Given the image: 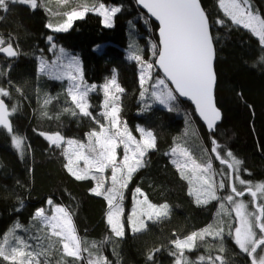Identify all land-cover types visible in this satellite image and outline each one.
Instances as JSON below:
<instances>
[{
  "label": "trees",
  "instance_id": "trees-1",
  "mask_svg": "<svg viewBox=\"0 0 264 264\" xmlns=\"http://www.w3.org/2000/svg\"><path fill=\"white\" fill-rule=\"evenodd\" d=\"M79 2L69 0L64 5L58 0H48L45 7L36 10L22 4H9L7 12L0 11V17H3L0 19V36L5 40L11 37L20 53L12 60L0 56V71L5 73L0 76V86L12 93V98H5V101L10 110L12 105L18 107L10 118L15 134L24 138L22 157L13 146L11 134L0 128V240L8 235L14 244V231L16 237L27 241L32 248L38 243L47 246L49 241L45 234H50V230L34 219V214L37 209L46 207L51 199L54 204L69 209L76 233L87 242L86 246L91 248L93 242L99 246L101 241H106L101 251L112 264H153L147 256L156 248L160 251L155 253L154 264H174L175 257L169 255L170 241L213 224L219 203L212 200L198 205L195 197L189 195V182L182 178L176 163H173V147L188 149L197 163H206L211 157L213 169L218 173L214 177L218 184L220 179H228L219 175L227 170V165L216 160L210 151L214 137L243 162L241 168L248 171H241L240 178L253 183L264 182V63L259 62L262 46L259 38L248 29L232 25L224 17L219 0H201L212 35L216 37L215 97L222 113L215 132L209 133L197 119L192 106L178 97L172 111L153 103L147 95L144 101L141 100L140 67L128 58L132 51L130 45H137L143 50L144 59L150 61L156 58L151 55V44H158V39L157 25L135 0H101L105 5H117L122 9L113 18L111 28L105 27L102 16L95 12L75 20L68 31L54 32L46 26L49 22H60V13L71 11ZM251 3L253 9L264 17V0H251ZM217 18L226 19L228 26L215 24ZM48 36H52L53 41L49 42ZM52 43L56 48L79 56L87 84L95 83L100 87L115 73L118 83L125 89L120 99V120L136 137L139 136L138 126L152 131L156 137V147L148 150L143 158L144 166L133 173L127 187L122 189L126 212L131 213L136 208L135 203L146 196L152 204L166 203L169 206L167 218L154 222L146 217V230L133 233L126 214L125 236L115 237L107 223V200L91 191L97 185L96 180L91 175L88 179H75L65 167L67 160L63 149L41 135L58 132L67 140L87 143V134L99 130L90 118L64 111L65 108L74 109L67 97L66 80H55L39 72V59L51 57ZM156 74L162 77L157 69L154 78ZM150 84L151 81L145 85L149 90ZM16 88H20L22 94L17 93ZM46 95L54 99L45 105ZM103 99L99 89L91 93L89 102L93 107L90 110L107 126L108 122L100 117L104 110ZM145 102L151 105L147 111L143 110ZM94 174L100 175L96 171ZM185 174L191 175L188 170ZM104 182L106 184L108 179ZM232 182L243 188L238 181L233 179ZM137 187L143 196L135 194ZM228 194L229 188L217 191L218 196ZM243 200H250L247 193ZM249 209L253 210L251 205ZM223 219L236 226L235 212L231 218ZM17 224L21 227L16 228ZM36 236L45 238L38 241L34 239ZM197 243L199 247L185 253L189 261L210 253L212 256L221 255L227 264H251V258L241 252L231 236H224L223 252L219 251L221 241L211 236ZM57 248H62V245L54 246L49 253L50 264H59L61 260ZM87 255V252L83 253L84 257ZM66 260L70 262L72 258L67 257ZM0 264L8 262L0 258ZM77 264H86V261L82 259Z\"/></svg>",
  "mask_w": 264,
  "mask_h": 264
},
{
  "label": "snow or ice",
  "instance_id": "snow-or-ice-1",
  "mask_svg": "<svg viewBox=\"0 0 264 264\" xmlns=\"http://www.w3.org/2000/svg\"><path fill=\"white\" fill-rule=\"evenodd\" d=\"M47 2L48 0H0V11L7 12L9 4H22L36 10L45 7ZM136 2L159 21V43L151 44V55L156 59L145 60L143 50L137 45H130L132 51L128 58L140 65L141 100L144 101L147 95L153 103L163 105L172 111L175 109L176 93L189 97L195 103L196 110L206 122L208 129L214 133L216 122L221 119L220 110L214 101L216 84L214 40L216 37L212 35L210 21L201 6V0H136ZM58 3L67 5L69 0H58ZM219 8L232 25L242 26L259 38V45L262 46L259 62L264 63V17L253 9L251 0H219ZM121 10L120 6L105 5L101 0H80L78 6L72 8L71 11L60 13L62 16L60 22H49L46 26L54 32L68 31L75 20L83 19L89 12H95L103 17L104 26L111 28L113 18ZM227 20L217 18L214 23L227 27ZM47 39L49 42L53 41L52 36H48ZM51 48H56V45L52 43ZM59 51L62 55L64 54V49L61 48ZM0 54L9 59L20 55L11 37L5 40L3 36H0ZM157 68L163 71V77L156 74L154 78ZM39 72L55 80L67 78L71 82L67 88V97L70 98L74 109L65 108L64 111H70L73 116L80 115L90 118L99 126V131L93 130L87 134V145L73 139L65 141L58 132L53 135L44 133L41 135H45V138L57 147H60L62 142H66L69 149H74L71 153L65 150L63 154L68 159L65 167L75 179L84 180L91 175V178L96 180L97 176L91 174L90 169H95L101 176L106 169L111 170V186L105 188L104 179L101 178L91 191L97 196L103 195L107 200L106 218L111 232L115 237H124L125 225L121 222L124 212L122 189L127 187L133 173L144 166L143 158L148 150L156 147V137L152 131L138 126L136 131L140 134V139L137 140L127 125L120 120V99L125 89L118 83L115 73L99 88L104 97L102 104L104 110L100 113V117L108 122L106 126L90 110L93 106L89 102V93L98 91V88L95 84L84 83L76 57H69L67 63L63 62L61 56H57L51 63L41 57ZM3 75L5 73L0 71V76ZM150 81L151 90L145 87ZM169 82L174 85V88L169 86ZM8 83L11 86L10 80ZM15 91L22 94L20 88H16ZM5 98L11 99L12 93L0 86V127L11 134L13 146L21 152L23 157L24 138L15 134L10 122V116L18 110V107L12 105L10 110L5 103ZM52 99L54 97L46 95L45 105ZM150 107L151 105L145 102L143 110L147 111ZM44 115L47 113L45 112ZM211 144L210 151L215 154V159L227 165V170L219 175L227 176L228 179L222 178L218 184L214 179L218 173L213 169L211 157L206 163L201 164L192 158L188 149L179 146L171 149L173 156L178 154L179 157L185 158L182 163H177L176 160L173 163H176L182 178L188 180L189 195L195 197L198 205H205L215 200L219 203V208L217 219L213 224L183 238L176 237L171 240L172 247L169 249V255L175 257L174 264H227L221 255L212 256L209 253L199 256L196 261H189L185 254L186 251L199 247L197 241H204L209 236L221 241L219 251L223 252V238L227 235L233 237L241 252L251 258V264H264V182L253 183L240 178L241 171H248L241 168L243 162L237 159L231 151L226 150V146L219 144L214 137L211 139ZM120 146L123 147V159L117 163V148ZM85 148L87 154L84 151ZM73 155L76 161L85 162L84 170L74 167ZM185 170L190 171L191 175H186ZM233 179L238 181L243 188H238L232 182ZM226 188L230 189V194L217 195L218 190ZM246 193L251 197L249 201L238 199ZM135 194L144 195L139 187L135 189ZM137 203L147 205L149 211L141 215H147L148 220L155 222L169 215V206L166 203L152 204L146 196L143 201H137ZM47 204L53 206L52 215H46V209L43 207L37 209L34 214V219L41 221L51 229L50 234H45L49 241L47 246L38 243L35 248H32L27 241L16 237L13 231L14 244L10 242L8 235L0 240V258L4 262L8 264H50L49 253L54 246L62 245V248L56 249L61 255L59 264H77L82 259L86 261V264H112L101 251L106 241H101L99 246L93 242L89 248L86 246L87 242L82 241L77 235L69 209L54 205L51 199L47 201ZM250 205L253 210H249ZM232 212H235L236 226L223 219V217L231 218ZM136 217L137 210L134 207L132 215L127 219L131 231L137 233L146 230V223ZM15 227L21 226L17 224ZM45 237L36 236L34 239L40 241ZM53 237L56 239L53 240ZM159 251L160 249L156 248L149 252L147 260L154 264L155 253ZM85 252L88 253L87 257L83 256ZM67 257H71L72 260L67 261Z\"/></svg>",
  "mask_w": 264,
  "mask_h": 264
},
{
  "label": "rangeland",
  "instance_id": "rangeland-1",
  "mask_svg": "<svg viewBox=\"0 0 264 264\" xmlns=\"http://www.w3.org/2000/svg\"><path fill=\"white\" fill-rule=\"evenodd\" d=\"M115 6H117V5H115ZM102 19H103V17H102ZM59 50H60V48H54V49L51 48V57H50V58H45V57H43V58H44L45 60H47L49 63H51L53 60L56 59L57 56H61V59L63 60V62H64V63H67L69 57H76V58L78 59V61H79V66L81 65V62H80V58H79V56L74 55V54L67 53V52H65V51H64V54L62 55V54L60 53ZM39 60H40V59H39ZM139 67H140V65H139ZM80 68H81V67H80ZM110 78H111V77H110ZM110 78H108V79H110ZM108 79H107V80H108ZM63 80H66V81H67L68 86H69V84L71 83L70 81L67 80V78H64ZM84 83H86V82L84 81ZM88 84H95V83H88ZM103 84H104V83H103ZM103 84H102V85H103ZM95 85H97V84H95ZM67 88H68V87H67ZM97 88L99 89L100 87H98V85H97ZM99 91H100V90H99ZM100 92H101L102 95H103V92H102V91H100ZM92 93H93V92H92ZM90 94H91V93H89V96H90ZM157 104H158V103H157ZM158 105H160V104H158ZM160 106L164 107L163 105H160ZM139 127H141V126H139ZM98 131H99V130H98ZM136 138H137V140H139V139H140V134H139V136L136 137ZM64 139H65V138H64ZM65 141H67V139H65ZM76 141H78V142H80V143H82V144H85V145H87V143H88V142L86 143V142H84V141H79V140H76ZM60 148L63 149V152H64L65 150H68L70 153L74 151V149H69V148H68V145H67L66 142H62ZM84 151H85V153L87 154V149H86V148L84 149ZM19 152H20V151H19ZM122 159H123V147L120 146V147L117 148V163H119L120 161H122ZM184 159H185V158L179 157L178 154H177V156L174 157V160L178 161L179 163H182V162L184 161ZM66 160H67V163H68V159H67V157H66ZM73 161H74V167H77V168L80 169V170H84V169H85V162H84L83 160L76 161V160H75V156L73 155ZM89 171H90L91 174H94L95 169H90ZM96 176H97L96 182H97L98 180H100L101 178H103L104 181L108 179V182L105 184V188L111 186V180H110L111 170H110V169H106L105 172L102 174V176H101V174H100V175H96ZM247 195H248V194H247ZM248 196H249V195H248ZM249 197H250V196H249ZM240 198L243 199V197H240ZM240 198H238V199H240ZM250 199H251V197H250ZM123 200H126V199L124 198ZM139 201H143V198L139 199ZM54 205H56V204H54ZM135 205H136V208L139 210V213H140V214H139L140 216L137 215L136 218H138V219H142V220L144 221V219L147 217V215H141V214H142V213H146L147 205L145 206L144 204L137 203V202L135 203ZM122 206H123L124 212H123V215L121 216V222L124 223L126 214H128V217H129V216L132 215V212H131V213L126 212V206H125L124 201L122 202ZM52 207H53V206H49L48 204L46 205V207H44V208L46 209V215H52V214H53ZM249 210H251V209H249ZM144 222H145V221H144ZM48 229H49L50 232H51V229H50V228H48Z\"/></svg>",
  "mask_w": 264,
  "mask_h": 264
},
{
  "label": "water",
  "instance_id": "water-1",
  "mask_svg": "<svg viewBox=\"0 0 264 264\" xmlns=\"http://www.w3.org/2000/svg\"><path fill=\"white\" fill-rule=\"evenodd\" d=\"M135 2H136V0H135ZM136 4H137V6H138L142 11H144V12L148 15V17H149V18H150V19H151V20L157 25L156 36H157L158 43H159V21H157V20L155 19V17H152V16L147 12V9L143 8L142 5L138 4L137 2H136ZM201 6H202V5H201ZM202 8H203V7H202ZM214 47H215V46H214ZM0 56L5 57L3 54H0ZM5 58H6V57H5ZM7 59H9V58H7ZM12 59H15V58H11L10 60H12ZM155 59H156V58H155ZM215 60H216V50H215ZM215 60H214V69H215ZM157 70L161 73V75H162V77H163V75H164V74H163V71L160 70V69H158V68H157ZM216 83H217V78H216ZM169 86L174 88V85H171L170 82H169ZM215 89H216V84H215V88H214V101H215V104H216ZM176 96H177L181 101L188 102V103L192 106V108L194 109V112H195V115H196L197 119H198V120L200 121V123L206 128L207 132H209V133H213V132H211V131L208 129L207 124H206V122L203 120V118L200 117L199 113H198L197 110H196L195 103H194L189 97L180 96L179 93H176ZM5 103L7 104L6 101H5ZM216 107L219 109V107L217 106V104H216ZM219 110H220V109H219ZM220 113H221V110H220ZM221 119H222V113H221ZM221 119H220L219 121L216 122V126L221 122ZM10 122H11V118H10ZM11 123H12V122H11ZM216 126H215V128H216ZM0 128H2V127H0Z\"/></svg>",
  "mask_w": 264,
  "mask_h": 264
}]
</instances>
